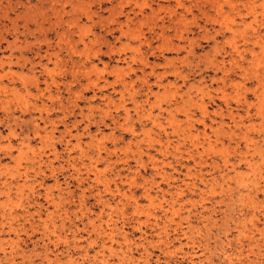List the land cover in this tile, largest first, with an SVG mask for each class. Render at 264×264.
Segmentation results:
<instances>
[{
  "label": "rangeland",
  "instance_id": "obj_1",
  "mask_svg": "<svg viewBox=\"0 0 264 264\" xmlns=\"http://www.w3.org/2000/svg\"><path fill=\"white\" fill-rule=\"evenodd\" d=\"M0 264H264V0H0Z\"/></svg>",
  "mask_w": 264,
  "mask_h": 264
}]
</instances>
